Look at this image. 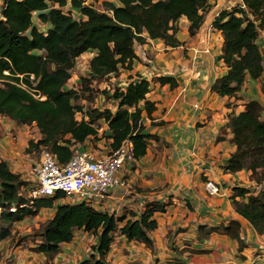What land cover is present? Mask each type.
Here are the masks:
<instances>
[{
  "label": "trees",
  "instance_id": "obj_1",
  "mask_svg": "<svg viewBox=\"0 0 264 264\" xmlns=\"http://www.w3.org/2000/svg\"><path fill=\"white\" fill-rule=\"evenodd\" d=\"M120 5L104 2L103 10L84 0H71V8L85 17L76 19L72 9L64 11L67 0H5L0 19V115L17 124H36L41 133L38 141H29L28 152L46 147L60 161L72 155L71 145L83 144L98 133L97 122L108 123L113 139L112 149L129 139L136 159L146 154L148 135L143 133L142 114H151L155 104L147 100L150 83L145 79L130 82L125 89L114 88L111 98L118 102L113 112L92 108L88 119H76L80 90L67 88L71 70L79 56L94 52L89 61L88 75L80 77L83 92L93 91V83L117 75L121 69H132L137 58L136 44L162 39L167 45L178 46V21L186 17L189 32L200 29L212 4L209 0H118ZM37 14L48 24L46 32L34 23ZM214 27L223 34L222 60L226 74L216 79L212 90L221 96L234 95L241 90L246 78L258 79L264 72L263 49L258 43L264 31V0H242V4L224 10L214 20ZM34 75V78L31 77ZM162 83L175 85L170 77ZM96 84V83H95ZM46 98L40 99L35 95ZM109 92H107V95ZM144 101V107L140 103ZM264 106L251 100L245 110L231 115L228 127L233 133L236 150L226 169L231 172L249 170L260 185L259 191L235 187L232 196L236 211L261 234L264 233ZM27 181L0 159V241L13 236L17 222L38 214L42 207L51 206L55 197H40L31 201L23 186ZM240 198V199H238ZM15 208V210H11ZM165 206L148 203L135 221L121 228L128 240L152 245L148 233L157 228L153 215ZM118 221L108 212L95 210L86 203H64L57 207L54 217L41 226L39 252L56 251L62 242L72 240L75 229L99 233L96 246L98 257L84 264H108L106 256L118 229ZM240 222L213 227L211 232H224L240 242Z\"/></svg>",
  "mask_w": 264,
  "mask_h": 264
},
{
  "label": "crops",
  "instance_id": "obj_2",
  "mask_svg": "<svg viewBox=\"0 0 264 264\" xmlns=\"http://www.w3.org/2000/svg\"><path fill=\"white\" fill-rule=\"evenodd\" d=\"M4 1L0 0V19ZM67 1L64 11L72 9L71 0ZM209 1L212 6L196 34H190L186 17L178 21L177 37L181 41L178 46L167 45L164 40L151 39L145 34L146 42L135 46L137 58L132 69H121L117 75L106 77L122 89L130 82L149 81L147 100L156 107L151 114L145 110L142 114L143 133L148 135L146 154L122 172L129 188L113 189L101 207L96 208L119 219L106 256L108 264H264V233H259L236 211L232 199L235 187L256 192L260 185L249 170L231 172L226 169L236 150L228 127L229 118L244 111L251 100H259L264 106V72L258 79L248 76L234 95L221 96L212 90L214 81L228 71L221 58L223 34L214 27V20L220 12L242 4V0ZM84 2L99 10L104 9V2L120 5L118 0ZM71 11L76 19H85L79 10ZM33 19L40 30L47 31L49 25L41 22L37 14ZM258 43L264 56V31ZM93 55L94 52H85L77 59L85 75ZM161 77H170L176 84L162 83ZM104 80L100 87L108 85ZM73 81L76 85L80 81L76 72ZM70 82L67 88L78 89ZM108 92V98L99 96L93 108H109L113 112L117 109L118 102L109 97L113 89ZM103 100L110 102L104 105ZM140 105L144 107V101ZM83 111V114L76 111V119H88V111L85 108ZM32 125L34 130H39L35 123ZM94 125L98 126V133L88 137L83 145L101 157L111 151L113 139L105 120ZM21 127L0 115V159L7 161L9 167L11 163L17 164L20 155L12 146L23 143L27 134ZM210 179L220 185V193H208L206 181ZM64 203L69 201L64 197L56 198L51 206L42 207L38 214L20 222L43 224L52 219L57 207ZM148 203L165 206L164 211L153 215L158 226L148 233L152 245L128 240L121 232L126 223L140 218ZM232 220L240 222L242 247L239 240L229 234L210 233L211 228L228 225ZM15 236L13 231L11 238L0 241V264H84L93 255L98 257L99 233L84 229H75L72 240L62 242L56 251L49 253L39 252L38 244L14 240Z\"/></svg>",
  "mask_w": 264,
  "mask_h": 264
},
{
  "label": "built area",
  "instance_id": "obj_3",
  "mask_svg": "<svg viewBox=\"0 0 264 264\" xmlns=\"http://www.w3.org/2000/svg\"><path fill=\"white\" fill-rule=\"evenodd\" d=\"M73 74L72 69L70 83L73 82L75 86ZM31 77L34 78V75ZM35 97L43 100L46 98L41 94ZM195 107H198V104H195ZM70 148V159L62 162L49 149L41 147L39 161L33 169L36 186L28 194L31 201L39 197L63 194L70 204L83 202L96 210L110 196L113 189L129 188L126 177L122 175L123 170L136 161L133 144L129 139L101 157L96 156L83 144L76 143ZM206 188L211 195L220 193V185L212 179L206 181Z\"/></svg>",
  "mask_w": 264,
  "mask_h": 264
},
{
  "label": "rangeland",
  "instance_id": "obj_4",
  "mask_svg": "<svg viewBox=\"0 0 264 264\" xmlns=\"http://www.w3.org/2000/svg\"><path fill=\"white\" fill-rule=\"evenodd\" d=\"M66 7V6H65ZM81 61L77 60L75 63V70L74 72L77 73L78 77L85 76V71L81 70ZM104 82H108V85H101V82L93 83V91H87L83 92L82 87L80 83H78L76 86L80 90V98L75 101V104L80 107L77 108L78 112L84 113L83 109L85 108L87 111L91 110L93 106L97 103V98L99 96H103L106 99L108 98L107 92L110 89L117 88L113 83L109 82V79H105ZM109 87V88H108ZM102 97V98H103ZM110 101L103 100V104L105 105ZM264 118V116H263ZM15 122V121H14ZM17 127L25 128L27 130V134L25 137V140L23 143H18V146L15 144V146H12V149L15 151H19V159H16V165L14 166L11 163V170L15 173L20 174L25 181H27V184L23 186L24 190H26V194H29L30 191H32L36 186V178L33 173V169L35 165L39 161L41 148H33L32 151L28 152L27 148L29 146V141H38L41 137V133L38 129L34 130V125H28L24 127L23 125L17 124L15 122ZM18 160V161H17ZM261 187V186H259ZM40 198V197H39ZM41 226L40 225L35 226L31 225L30 222H19L18 224H15L13 231L15 232L16 236L13 238L14 240L21 242V243H34L39 244L42 240L41 237Z\"/></svg>",
  "mask_w": 264,
  "mask_h": 264
}]
</instances>
